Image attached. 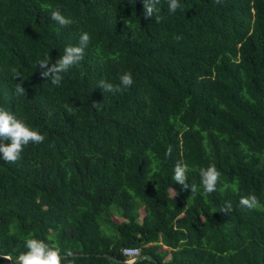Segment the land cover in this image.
I'll use <instances>...</instances> for the list:
<instances>
[{
  "label": "trees",
  "instance_id": "16d2710c",
  "mask_svg": "<svg viewBox=\"0 0 264 264\" xmlns=\"http://www.w3.org/2000/svg\"><path fill=\"white\" fill-rule=\"evenodd\" d=\"M179 3L160 0L157 23L143 0H0V107L45 136L0 158V264L29 238L80 253L64 264H128L125 248L157 264H264V210L239 205H264V0ZM84 32L61 85L42 78L38 62ZM128 72L122 93L98 88ZM177 161L197 192L173 181ZM213 164L220 184L205 194L199 170Z\"/></svg>",
  "mask_w": 264,
  "mask_h": 264
},
{
  "label": "clouds",
  "instance_id": "9594fccd",
  "mask_svg": "<svg viewBox=\"0 0 264 264\" xmlns=\"http://www.w3.org/2000/svg\"><path fill=\"white\" fill-rule=\"evenodd\" d=\"M222 0H215L216 4H220ZM168 10L170 13H175L182 6L179 0H167ZM160 4V0H143V15L144 19H150L155 17L157 23L160 22L161 17L158 15L160 9L157 5ZM50 18L59 24L61 27H67L73 22L69 18H66L62 12L57 8L51 10ZM181 37L177 36L179 40ZM91 41L90 34L84 32L79 38L78 46H67L64 50V54L52 63L51 57H45L38 62V66L42 69L41 76L46 80H51V83L55 86H60L64 74L68 73L70 69L78 66L84 59L85 49L88 47ZM15 73V77L20 78V74L16 69H12ZM120 84L116 85L106 80H100L98 88L103 92L122 93L125 89L130 88L134 84V79L130 72L120 76ZM15 93L17 95H25V88L23 81L16 84ZM99 103H94L92 106L98 107ZM68 111L71 108L65 105ZM45 140V136L38 130L30 127L25 121L17 118L16 115L7 111L3 107H0V158L6 163L14 164L22 158V153L26 146L30 144H41ZM172 147L170 146L166 150V155L171 156ZM173 181L181 185L185 190L191 191V193L197 192V185L195 183H188L189 167L182 161H177L174 167ZM199 176L201 178V184L203 186V192L205 194H211L218 190V184L221 180V172L217 167L209 165L207 168H201L199 170ZM173 196H176V192L172 189ZM239 205L242 208L248 210H264V205H261L256 195L241 196ZM232 211V205L230 202H226L225 206L221 208V212L229 214ZM25 248L27 251L18 255L13 264H64V257L62 256L61 249L55 245H50L44 240L29 238L25 241ZM71 256V252L66 253ZM0 259H11L8 256L0 257ZM128 264H134V260H130Z\"/></svg>",
  "mask_w": 264,
  "mask_h": 264
},
{
  "label": "water",
  "instance_id": "95a60500",
  "mask_svg": "<svg viewBox=\"0 0 264 264\" xmlns=\"http://www.w3.org/2000/svg\"><path fill=\"white\" fill-rule=\"evenodd\" d=\"M72 255H73V256H77V255H80V253H73ZM81 255H83V254H81ZM62 256H67V254H64V255H62ZM106 256L109 257L110 259H112V260L115 261V262H119V261H121V260H118V259L115 258V257H112V256L109 255V254H106ZM15 260H16V259H15ZM15 260H11V261L4 262V264H13V262H14ZM143 260H151V261L155 262L156 264L158 263V262L156 261V259H155L151 254L140 255L139 257H137V258L134 260V263H138L139 261H143Z\"/></svg>",
  "mask_w": 264,
  "mask_h": 264
},
{
  "label": "built area",
  "instance_id": "2783aa9c",
  "mask_svg": "<svg viewBox=\"0 0 264 264\" xmlns=\"http://www.w3.org/2000/svg\"><path fill=\"white\" fill-rule=\"evenodd\" d=\"M124 254L127 257V262L134 260V257L140 256V249L138 248H125Z\"/></svg>",
  "mask_w": 264,
  "mask_h": 264
},
{
  "label": "rangeland",
  "instance_id": "374dc122",
  "mask_svg": "<svg viewBox=\"0 0 264 264\" xmlns=\"http://www.w3.org/2000/svg\"><path fill=\"white\" fill-rule=\"evenodd\" d=\"M137 257H139V256H137ZM137 257H134V260H135Z\"/></svg>",
  "mask_w": 264,
  "mask_h": 264
}]
</instances>
